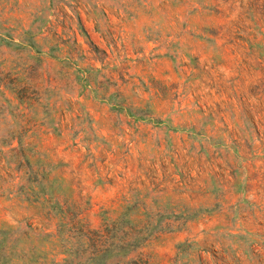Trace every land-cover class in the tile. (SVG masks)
I'll use <instances>...</instances> for the list:
<instances>
[{"label":"rangeland","instance_id":"374dc122","mask_svg":"<svg viewBox=\"0 0 264 264\" xmlns=\"http://www.w3.org/2000/svg\"><path fill=\"white\" fill-rule=\"evenodd\" d=\"M0 241L264 264V0H0Z\"/></svg>","mask_w":264,"mask_h":264},{"label":"trees","instance_id":"16d2710c","mask_svg":"<svg viewBox=\"0 0 264 264\" xmlns=\"http://www.w3.org/2000/svg\"><path fill=\"white\" fill-rule=\"evenodd\" d=\"M23 258L25 259L24 261L26 262H29V259L31 260V258L27 256H24ZM11 259H12V254L10 248L2 244V241H0V264H12Z\"/></svg>","mask_w":264,"mask_h":264}]
</instances>
